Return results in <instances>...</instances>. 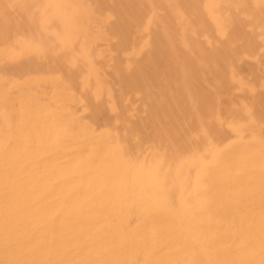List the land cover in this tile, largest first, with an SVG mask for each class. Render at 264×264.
Here are the masks:
<instances>
[{"label":"rangeland","instance_id":"obj_1","mask_svg":"<svg viewBox=\"0 0 264 264\" xmlns=\"http://www.w3.org/2000/svg\"><path fill=\"white\" fill-rule=\"evenodd\" d=\"M0 251L264 264V0H0Z\"/></svg>","mask_w":264,"mask_h":264},{"label":"bare ground","instance_id":"obj_2","mask_svg":"<svg viewBox=\"0 0 264 264\" xmlns=\"http://www.w3.org/2000/svg\"><path fill=\"white\" fill-rule=\"evenodd\" d=\"M55 211H61V209L60 208H57V209H55ZM72 226V225H71ZM52 239V238H51ZM52 242H53V239H52ZM7 249V248H6ZM125 249V248H124ZM2 253H1V251H0V255H1ZM9 256L8 255H6V258H8ZM20 257V256H19ZM237 264H239V262L238 261H235ZM241 264V263H240Z\"/></svg>","mask_w":264,"mask_h":264}]
</instances>
